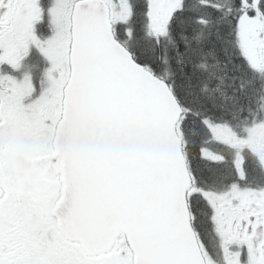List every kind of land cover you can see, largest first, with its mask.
I'll return each mask as SVG.
<instances>
[{"label":"snow or ice","instance_id":"snow-or-ice-1","mask_svg":"<svg viewBox=\"0 0 264 264\" xmlns=\"http://www.w3.org/2000/svg\"><path fill=\"white\" fill-rule=\"evenodd\" d=\"M0 264H264V0H0Z\"/></svg>","mask_w":264,"mask_h":264}]
</instances>
